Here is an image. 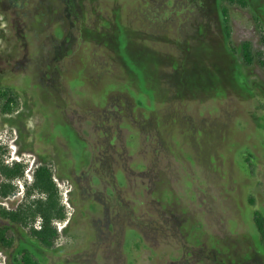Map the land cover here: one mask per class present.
Masks as SVG:
<instances>
[{
    "label": "rangeland",
    "instance_id": "1",
    "mask_svg": "<svg viewBox=\"0 0 264 264\" xmlns=\"http://www.w3.org/2000/svg\"><path fill=\"white\" fill-rule=\"evenodd\" d=\"M219 1L0 0V87L21 97L6 160L28 180L53 162L69 209L54 248L12 225L0 264H264V67L227 47ZM248 1L234 39L259 46Z\"/></svg>",
    "mask_w": 264,
    "mask_h": 264
},
{
    "label": "trees",
    "instance_id": "2",
    "mask_svg": "<svg viewBox=\"0 0 264 264\" xmlns=\"http://www.w3.org/2000/svg\"><path fill=\"white\" fill-rule=\"evenodd\" d=\"M221 23L227 47L234 53H240L247 65L257 61L264 67V27L261 26L260 44L245 38L241 44L234 39V25L231 6L243 9L249 7L248 0H220ZM142 78V74H140ZM21 106V97L12 86L0 87V112L14 114ZM8 149L0 139V198L8 199L18 191L17 180L25 179L23 201L15 207L0 202V219L6 222L0 227V244L5 249L15 247L16 237L12 225L24 228L28 235L37 239L43 246L54 248L61 240L62 233L58 225L69 218V209L63 201L62 191L55 177L53 162L37 166L32 180L26 179L25 162L6 160ZM253 156V155H252ZM254 166V164H251ZM255 225L260 242L264 248V212H255ZM19 264H43L29 248L21 249L16 255Z\"/></svg>",
    "mask_w": 264,
    "mask_h": 264
}]
</instances>
